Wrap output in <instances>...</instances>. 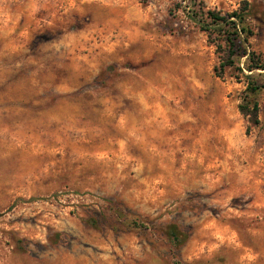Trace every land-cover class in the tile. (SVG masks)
<instances>
[{
	"label": "rangeland",
	"instance_id": "obj_1",
	"mask_svg": "<svg viewBox=\"0 0 264 264\" xmlns=\"http://www.w3.org/2000/svg\"><path fill=\"white\" fill-rule=\"evenodd\" d=\"M203 2L264 56V0ZM191 12L0 0V264H264V88L252 123Z\"/></svg>",
	"mask_w": 264,
	"mask_h": 264
},
{
	"label": "trees",
	"instance_id": "obj_2",
	"mask_svg": "<svg viewBox=\"0 0 264 264\" xmlns=\"http://www.w3.org/2000/svg\"><path fill=\"white\" fill-rule=\"evenodd\" d=\"M189 1L193 8L189 18L206 33L208 42L215 47L218 63L213 66L214 74L222 77L226 69L231 72L238 70L246 81L238 108L250 122L257 123L258 105L254 97L260 88H264V83L259 82L253 72L264 69V56L250 47L249 37L253 32L246 21V4L230 12L221 13L219 10L206 8L203 0ZM242 56L245 57L243 66H235Z\"/></svg>",
	"mask_w": 264,
	"mask_h": 264
}]
</instances>
